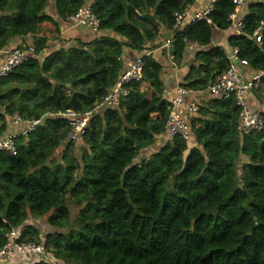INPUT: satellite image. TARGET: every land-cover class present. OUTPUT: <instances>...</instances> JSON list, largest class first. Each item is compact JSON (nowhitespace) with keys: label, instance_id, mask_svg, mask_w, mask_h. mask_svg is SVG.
Listing matches in <instances>:
<instances>
[{"label":"clouds","instance_id":"obj_1","mask_svg":"<svg viewBox=\"0 0 264 264\" xmlns=\"http://www.w3.org/2000/svg\"><path fill=\"white\" fill-rule=\"evenodd\" d=\"M22 2L23 8L17 7V3ZM215 3L227 4L226 9H221L226 15L220 22L228 23L231 16L228 30L238 32L245 39L235 41L233 47H226L223 53L217 52L215 58L207 61L193 59L186 47L189 41L185 40L182 41L185 45L183 52H189V56L185 58L181 54L175 60L167 56L166 62L157 68L155 61L163 59L160 48L176 50L170 48V41L172 33L180 27L179 21L172 25L166 42L159 39V33H154L149 39L146 32L151 33L152 30L148 25H137L139 31L135 33L125 27L122 31L126 35L114 32L118 25L131 23L126 16L108 21L109 27H97L100 20H108L110 13L106 12L100 13L99 18L92 16L88 21L80 19L73 23L77 8L86 9L84 15L87 16L98 6V0H45L44 3L40 0H9L0 15L10 16L22 11L24 21L19 25L0 21V64H4L7 71H11L7 66L17 60V54H23L22 49L33 51L34 41L43 34L38 24L42 12L52 17L51 24L59 26V35L54 33L55 38L50 39L48 51L38 54L40 65L23 70L30 83H10L4 87L5 92L11 87H20L22 92L39 89L34 100L22 102L19 95H12L10 100L0 102V113H3L0 124L7 121L9 130L4 133V139L7 140L18 130L14 124H44L46 118L55 119L65 114L57 109L66 104L79 103L87 107L76 115L95 117L89 128L99 138L97 151L103 147L99 145V140L107 137L111 141L108 145L112 149L109 158L115 161V170L121 176L132 165H137L138 171L147 172L153 179L164 183L166 188H171L175 179H184L188 183L200 178L199 185L189 184V188L195 189L198 192L196 198L201 200L223 199L237 189L246 190L245 176L249 170L244 167L245 164L259 163V157L264 155L261 153V145H264V86L257 93L259 100H248L252 95L248 91L252 87L249 81L255 79L259 83V77L264 76V63L258 61L253 71L252 56L248 57L247 64L236 57L238 52L243 55L251 49H257V55L264 54V0H236L235 4L233 0H208L203 7L207 9ZM233 6L237 9L236 13L231 11ZM175 14L178 16L179 12ZM65 22L70 29L65 28ZM164 30L162 26L161 31ZM85 33L88 35L85 36ZM72 36H79V40ZM113 40L119 43H113ZM151 45L158 47L151 51ZM134 49L136 63L146 69L143 73L124 62V57ZM145 53H150L146 56L149 63L139 59ZM46 55L49 56L48 71L43 68ZM189 65L196 66L190 73L192 84L184 76ZM129 69L135 80L128 81L126 87H120L126 80L123 73ZM82 78L87 81L86 84L79 83ZM37 79L50 81L51 89L42 88L36 83ZM229 80L235 91L229 86ZM77 93L83 96L77 97ZM9 105L12 107L9 108ZM238 105L243 106L242 110L234 111ZM21 109L29 120L17 118ZM36 116L39 118H32ZM72 134L76 135L73 154L78 157L82 150L89 149V144L80 140L75 129ZM20 143L25 148L30 147L27 139ZM205 143L208 147H204ZM193 148H196V153L192 152ZM242 149H246L249 155L255 152L257 160L250 161L249 155H244ZM121 152L124 155H120ZM91 154L89 152V156ZM39 160V153L28 158L26 176L41 168ZM44 162L47 163V160ZM60 163L63 164V161ZM194 164L198 167L189 175L185 169ZM180 173L184 176L180 177ZM75 178L80 179V174L76 173ZM89 201L96 205L91 194L64 195L59 203L39 216L44 225L37 232L26 233L19 245L24 248L27 244L31 254H17L15 264H36L48 259L46 250L51 248V238L46 239V232H51L56 238L52 242L57 247L65 243L74 247L75 233L82 230L85 223L91 222V212L86 216L80 214V209ZM61 203L64 208L57 217L56 209ZM65 209L67 215H63ZM50 216L59 218L61 224L49 225ZM0 219L8 225L0 227V264H12L17 248L14 238L37 217L29 214L17 223L15 216L9 220L0 211ZM61 232L65 235L59 236Z\"/></svg>","mask_w":264,"mask_h":264},{"label":"trees","instance_id":"obj_2","mask_svg":"<svg viewBox=\"0 0 264 264\" xmlns=\"http://www.w3.org/2000/svg\"><path fill=\"white\" fill-rule=\"evenodd\" d=\"M40 2L44 3L45 0ZM8 3L9 0H0V12ZM195 3L196 0H98V6L92 11L97 18L102 12L110 13L108 20H100V27H109L108 21L126 16L131 23L118 25L113 29L114 32L126 35L122 31L125 27L135 33L139 31L137 25H148L152 30L151 33L146 32L149 39L154 33H159L161 40V27L164 26L165 31L169 32L175 23V13H182ZM17 7L23 8V2L17 3ZM222 8L226 9L227 4L217 3L209 16L214 27L206 22H196L187 30L175 34L172 49L176 50L170 52L173 60L181 54L184 56L185 45L182 41L185 40L205 48L196 53V60H211L217 52L225 51L221 47L212 46L215 30L228 31L229 22H220L226 15V12L221 11ZM80 9L77 8L76 13ZM234 10L235 6L231 11ZM146 14L153 16L159 26L146 19ZM51 20L46 12L40 14L39 31L43 34L34 41V57L7 77L0 78V102L10 100L12 95H19L22 102L36 98L39 89H25L23 92L20 87H11L7 92L3 89L10 83L23 85L31 82L23 70L40 65L38 54L47 52L49 44V39L44 36L43 25ZM0 21L19 25L24 21V13L0 15ZM243 39L242 35L232 34L228 38V47H233L235 41ZM113 43L119 41L113 40ZM156 47L158 45H151V51H155ZM160 51L161 55H165L164 50ZM132 52L136 53V50ZM149 54L140 56L145 63H149L146 60ZM249 56L253 57V71L258 61L264 63V54L257 55V49H251L243 55L240 53L241 60L248 62ZM48 60L49 56L44 58L45 71L49 69ZM155 64L158 68L163 63L157 59ZM195 67L191 65L185 77L189 84H192L190 73ZM145 70L144 67L143 72ZM36 83L42 88L51 89L48 80L37 79ZM79 83L86 84L87 81L81 79ZM258 92H255L256 95ZM76 96L82 97L83 94L77 93ZM36 106L39 107V104ZM86 107L74 103L57 110L77 113ZM234 111L239 110L236 108ZM8 114L11 116L12 113L9 111ZM17 115L24 121L29 120L23 109ZM0 118H3V113H0ZM94 119H90L85 134L80 138L89 144V149L82 150L78 157L73 154L76 143L67 140L70 131L67 120L59 116L55 119L46 118L45 123L39 124L34 132L19 137L15 156L5 152L0 154V211L6 219L11 220L15 216L19 223L31 214L37 217L34 221H38L39 216L59 203L64 195L75 197L91 194L96 200V205L89 201L80 209L82 216L91 212V222L85 223L83 229L75 233V246L65 243L57 247L52 242L56 239L52 233H45L46 239L51 238V248L46 250L51 259L36 264H264V155L259 157V163L245 164L244 167L249 170L245 176L246 190L237 189L223 199L201 200L196 198L198 192L189 188V184L199 185L200 178L188 183L184 179H175L171 188H166L164 183L153 179L147 172L138 171L137 165H132L121 176L115 170V161L109 158L112 149L108 146L111 141L107 137L99 140V145L103 147L97 151L99 138L89 128ZM6 131H9L7 121L0 124V138L4 137ZM25 139L30 145L28 148L20 143ZM204 147H208V143ZM192 152L196 153V148ZM242 152L249 155L246 149H242ZM37 153L40 155L38 163L41 168L26 176L28 158ZM57 153H61L60 160L55 157ZM261 153H264V145H261ZM249 160H257L255 152L249 155ZM196 167L198 164L186 168L185 172L192 175ZM76 173L80 174V179L75 178ZM179 175L183 177L184 173ZM62 208L63 203L56 209L57 217L61 215ZM63 215H67V209ZM47 223L59 226L61 220L50 216ZM0 227H8L3 219H0ZM38 230L33 224L25 225L19 243L23 242L26 233ZM64 235L63 232L59 233V236Z\"/></svg>","mask_w":264,"mask_h":264},{"label":"built area","instance_id":"obj_3","mask_svg":"<svg viewBox=\"0 0 264 264\" xmlns=\"http://www.w3.org/2000/svg\"><path fill=\"white\" fill-rule=\"evenodd\" d=\"M235 2H236V0H233L234 4H235ZM216 4L217 3L213 4L210 8H207V9L205 8V9H203L201 11L196 12V13H191V8L188 7L182 13H179L178 16L175 14V16H174V21H175L174 25L177 23V21H179L180 27L176 29V31L173 33L174 35L171 37L170 48L172 49V46H173V43H174L175 34L182 32L181 28H182L183 21L185 19H188L189 22H190V25L187 27V29L192 24H195L196 22H206L209 26H212L213 23H212V20L210 19L209 16L214 11ZM85 11H86V9L81 8L76 13L75 17L73 18V23H75L77 20H80V19L88 21V20H90V18L92 16H95L93 14V11H90L87 16L84 15ZM236 11H237V9L235 7V10H234L233 13H236ZM209 21H211V23H209ZM228 22H229V24H231V22H232V17L231 16H229ZM97 27H100V22L97 25ZM232 34L240 35L238 32H232ZM187 45L191 49L195 50L196 53L201 52L202 50L205 49V48L200 47V46H198L196 44H193V43H188ZM162 49H165L169 53L171 52V51H169V49H166V48H162ZM22 53H23L22 55L21 54H17V60L13 61V63L11 65L7 66V68L11 69V71H7L6 68H5V65L4 64H0V78L7 77L15 69H17L18 67L24 65L25 63H27L30 59H32L34 57V49H33V51L29 52L27 48H24V49H22ZM236 58L239 61L243 62L244 64L248 63L247 61L240 59V52L237 53V57ZM136 59L130 64H132L133 66L137 67L139 69V71L142 73L144 65L137 64L136 63ZM139 59L141 61H143L141 57H139ZM123 75L126 77V80H125V82L123 84L119 85L120 87H126V86H128V81H134L135 80V77H134V75L131 74V70L130 69H129L128 72L123 73ZM225 79H228V78L225 77ZM228 83H229V86L233 88V91H235V88L232 85L231 80H229ZM249 83L252 85V87L248 91H250L251 93L258 92L261 89V86H264V76H260L259 77V83L255 79L250 80ZM237 108H238V110H242L243 106L238 105ZM59 117L67 120L68 126L70 128V131H69L68 136H67V140L71 141L73 143H76V135L72 134L73 129H75V133L78 134L79 137L81 138L85 134V131H86V129L88 127V124H89V121L91 119V118H88L86 116L76 115V113H74L72 111H68L64 115L59 116ZM17 118L21 119L18 115H17ZM174 119H175V117H174ZM38 125L39 124H25V125L14 124V127L16 129H18L15 132V134L14 135L10 134L8 136L7 140H5L4 137L0 138V154L5 152V153L11 154L12 156H15L16 155V141H17V139L19 137H25L29 133L34 132ZM14 153H15V155H14ZM21 232H20L19 236H17L13 240V243H15L17 245V248L15 249V254H13V256H12V264H14V261L18 258L17 254L23 255V256H28L29 254H31V248L27 244L25 245L24 248L19 247V245L21 243H19L18 240H19V238L21 236ZM7 254H8V252L6 251L5 255H7ZM29 264H30V262H29Z\"/></svg>","mask_w":264,"mask_h":264},{"label":"crops","instance_id":"obj_4","mask_svg":"<svg viewBox=\"0 0 264 264\" xmlns=\"http://www.w3.org/2000/svg\"><path fill=\"white\" fill-rule=\"evenodd\" d=\"M206 3H208V0H196V3L192 7H190L191 8V13H196L198 11H201V10L205 9L203 7V4H206ZM189 25H190L189 20L188 19H185L183 21L182 28H181L182 29V32L185 31ZM64 26H65L66 29H70V25H68L67 22H65V25ZM43 30H44V36L46 38H48L49 41H50V39H54L55 38V36L53 35L54 33L56 35H59V26L57 24L54 25V24H51L49 22H46L43 25ZM161 32H162L161 40L167 41L168 40V32L165 31V30L164 31H161ZM87 35L88 34L85 33V36H87ZM173 35L174 34L172 33V36ZM231 35L228 34V31H218V30H215L214 31V34H213V39H212V46L213 47H221V48H223V49L226 50V47L229 48L228 47V38ZM71 38L79 40V36H72ZM187 48L190 50L192 58L195 59V55H196L195 50L191 49L190 47H187ZM160 50H164V52H165V55H161L160 54V56L163 57V59H159L160 61H162V63H164V62H166L167 56H170V53L168 51H166L165 49H162V48H160ZM160 53H161V51H160ZM189 54H190L189 52H185L184 57L185 58L188 57ZM47 56L48 55L44 56V58L47 57ZM136 58H137V54L136 53H133L132 51H129L128 54L124 57V62L126 64H130ZM190 67H191V65L188 66V71L185 72V74H184L185 77L187 76ZM251 94L252 95L250 97H248L249 102H252L254 99L255 100H259L255 92H253Z\"/></svg>","mask_w":264,"mask_h":264},{"label":"rangeland","instance_id":"obj_5","mask_svg":"<svg viewBox=\"0 0 264 264\" xmlns=\"http://www.w3.org/2000/svg\"><path fill=\"white\" fill-rule=\"evenodd\" d=\"M228 34L231 35L232 32L228 31ZM55 157H57V159L60 160L59 158H61V153H57ZM32 224H33L37 229H40V228L44 225V221H42V220H38V221H34ZM46 233H50V232H46ZM50 259H51V258L48 256V259L45 260V261H50ZM38 262H40V261H37L36 263H38Z\"/></svg>","mask_w":264,"mask_h":264},{"label":"water","instance_id":"obj_6","mask_svg":"<svg viewBox=\"0 0 264 264\" xmlns=\"http://www.w3.org/2000/svg\"><path fill=\"white\" fill-rule=\"evenodd\" d=\"M145 18L146 19H149L151 22H153L155 25H157V26H159V24H158V22L156 21V19L153 17V16H151V15H149V14H146L145 15ZM83 79V78H82Z\"/></svg>","mask_w":264,"mask_h":264}]
</instances>
